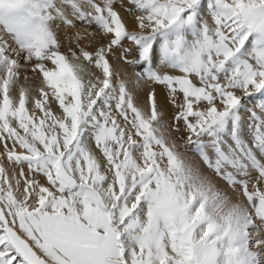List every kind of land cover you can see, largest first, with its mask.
Segmentation results:
<instances>
[{
    "label": "snow or ice",
    "instance_id": "snow-or-ice-1",
    "mask_svg": "<svg viewBox=\"0 0 264 264\" xmlns=\"http://www.w3.org/2000/svg\"><path fill=\"white\" fill-rule=\"evenodd\" d=\"M117 2L0 0V264H264V0Z\"/></svg>",
    "mask_w": 264,
    "mask_h": 264
},
{
    "label": "bare ground",
    "instance_id": "bare-ground-1",
    "mask_svg": "<svg viewBox=\"0 0 264 264\" xmlns=\"http://www.w3.org/2000/svg\"><path fill=\"white\" fill-rule=\"evenodd\" d=\"M132 7H133V6H132L131 4H129L128 0H123V7L121 6L120 0H118V2H117V4H116V8H117V10L121 12L122 16H124V18H125L126 20H128L130 28L134 26V21H133L132 17L130 16L129 12L126 11V9H128V8H132ZM209 22H211V20H209ZM77 31H80L81 36L83 37V38L80 40V45H81V46H88V45H89V41H90L92 38H91L90 36H87V35L85 34L83 28L70 29L69 32H68V36H69V38H70L69 40H64V37L62 36V40L64 41V47L62 48V51L67 52V51H68V48H69L70 46H72L71 44H72L73 42H75V35H76V32H77ZM95 46H96L95 44H92L91 47L88 48V50H93V49L95 48ZM125 46H126V47L129 46V42H128V41H125ZM117 51H119V49H118ZM117 51H116V52H117ZM109 58H110V60L113 59V62H114V63L116 62V58H115V57L110 56ZM129 59H132V57H129ZM119 65L126 67L128 73H129V75H130L131 73H133L134 71L137 70V69H135V68H133V67H131V66L124 65V64L121 63V62H119ZM90 70H94V69H90ZM27 75H28V77H29V80L26 82V81L24 80V73L21 74L20 85H22V86H24V87H29V88L33 89V91H32V95H33V96H38V92L35 91V90H36V89L39 87V85H40V79H41V78H40V75H39L38 73L34 75V74L31 73V72H28ZM18 88H19V86L17 87V91H18ZM158 91L161 93V95H163V89H158ZM52 109H53V111H54L55 113H57V114H59L60 111H61L56 103H53V104H52ZM174 112H175V109H174V108H172L171 106H167V116H166V117H168V116L172 117V115H173ZM183 147H184V144H183V142H182V144H181V148L183 149ZM3 152H4L3 144H0V153H3ZM190 155H192L193 157H195V159L197 160V162H200V163H201L199 157L196 156L195 153H190ZM3 162L5 163V166H7V161L4 160ZM201 167H204V165H203L202 163H201ZM17 171H19V170L17 169ZM25 171H27V169H25ZM205 171H206V169H205ZM206 172H207V171H206ZM210 175H211V174H210ZM253 175H256V174L254 173ZM212 176H213V175H212ZM213 178H214V177H213ZM40 179H41V182H43V177H40ZM214 179H215V181H216V183H217L218 186H221V187H222V186H224V185H227V184L224 183L223 181L219 180L217 177H215ZM220 182H222V183H220ZM227 189H228L227 192L231 195L232 190L228 187V185H227ZM232 195H234V194L232 193ZM234 198H235V199H242V197H235V196H234ZM261 235H264V232H262Z\"/></svg>",
    "mask_w": 264,
    "mask_h": 264
},
{
    "label": "rangeland",
    "instance_id": "rangeland-1",
    "mask_svg": "<svg viewBox=\"0 0 264 264\" xmlns=\"http://www.w3.org/2000/svg\"><path fill=\"white\" fill-rule=\"evenodd\" d=\"M75 44H76V42H73L71 45H72V47H75ZM121 51L122 50H119V51H117L116 52V56H119L120 55V53H121ZM112 61H113V59H111ZM121 63H123V61L121 60L120 61ZM30 72V71H29ZM252 103L254 104L255 103V101H252ZM248 114L247 113H245V116H247ZM166 118H168V119H171V117L170 116H168V117H166ZM182 135H186L183 131H181L180 133H177L176 134V136H177V138H179V136H182ZM180 144H182V141H180ZM202 163V162H201ZM203 164V163H202ZM206 169V168H205ZM206 171L208 172V174L210 175H213V177L215 178L216 176H215V174L214 173H211V172H209L207 169H206ZM219 180H221V181H223L222 179H220L219 177H217ZM224 183H226L225 181H223ZM220 183H222V182H220ZM219 187H221V186H219ZM221 188H223V189H225L226 191L228 190L227 189V185H224V186H222ZM231 195H232V193H231ZM242 199H243V197H242Z\"/></svg>",
    "mask_w": 264,
    "mask_h": 264
}]
</instances>
